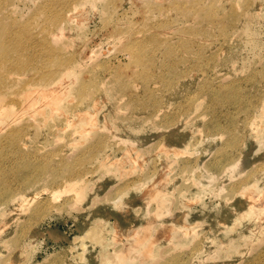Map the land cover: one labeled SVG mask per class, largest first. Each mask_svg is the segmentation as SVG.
I'll return each instance as SVG.
<instances>
[{"label": "rangeland", "instance_id": "obj_1", "mask_svg": "<svg viewBox=\"0 0 264 264\" xmlns=\"http://www.w3.org/2000/svg\"><path fill=\"white\" fill-rule=\"evenodd\" d=\"M112 1L1 0L3 17L33 29L26 52L41 72L49 49L37 40L46 35L66 45L72 58L64 66L70 73L61 82L68 86L59 106L53 100L42 105L45 92L33 83L17 99L31 92L36 109L15 101L0 111V264L11 257L15 264L263 261L264 180L250 220L239 217L250 207L237 186L264 168V80L254 77L264 73V0H206L211 9L238 10L244 19L226 37L218 29L213 36L186 33L199 21L182 8H193L197 0ZM56 2L65 13L75 8L71 19L63 17L62 34H45L39 12L47 3L51 13ZM145 4L154 6L146 16ZM144 19L146 29L140 27ZM153 36L174 45L179 64L174 72L159 64L140 66L137 71L149 78L131 77L129 46ZM186 42L189 50L182 48ZM200 50L218 63L206 75L193 60ZM41 72L10 74L21 82ZM122 73L131 93L119 84ZM89 79L97 91L90 90L92 102L78 108L73 91ZM226 84L239 91L240 100L213 106ZM146 88L152 94H144ZM168 89L177 94L167 97ZM142 93L159 104L146 112L133 109ZM9 100H0V108ZM237 127L243 133L231 152ZM17 131L20 140L7 156L5 144Z\"/></svg>", "mask_w": 264, "mask_h": 264}, {"label": "bare ground", "instance_id": "obj_2", "mask_svg": "<svg viewBox=\"0 0 264 264\" xmlns=\"http://www.w3.org/2000/svg\"><path fill=\"white\" fill-rule=\"evenodd\" d=\"M83 1L84 0H78V2H83ZM99 1H101V0H99ZM116 1L117 0H113L112 2L115 3ZM51 5L53 6V9H54L51 13L49 12V9H51V7H49L48 4L45 3L41 7V12H39V16H40V18L41 17L44 18V20H45L44 22L46 23V25H45L46 27H44L42 31L45 34H48V32H49L52 35V34H54V31H52L53 29H58V32H59V30H61V26L63 25V20H64L63 17H67V19H71L70 16L72 14H70V12L75 7H72L71 11H68L67 13H65L63 10L60 11V5H62L61 2L52 3ZM69 6H71V5H69ZM153 9H154L153 4L146 5V7L144 8V12H145L144 16L150 14L153 11ZM182 10L184 11V13L188 17L196 19V21L197 20L199 21L198 26H196L195 28H189L188 29V31L186 32V33H188V35L189 34H205L207 36H213L215 33V29H218V33L222 37H226L228 35L229 31L231 30L232 26H237L239 24L241 25L244 21V19H242V16H240V14L237 12L238 10L237 11L230 10L227 12H223V11L218 10V6H214V8L211 9L206 0H197V3L193 8L192 7L184 8V9L182 8ZM4 13H5V9L3 10L2 3L0 0V100H3L4 98L12 97V100H9L6 105H3V107L1 106L0 111L1 112L7 111L8 110L7 108H9V106L11 105L9 103L15 102V101H17L23 107L28 105L30 108H34L38 102H37V98H32L31 92L26 94L24 101H22L21 99H17L18 98L17 95H20V92L23 90L29 91L31 89V86L33 85V83H35V84L39 83V85L41 86L40 89H43L45 92L44 99L41 100L42 105L46 102L53 100L55 102V105L59 106V103L62 100V95H64V93L66 94V89L64 90V87L68 86V84H67V85L62 87L61 82H62V80L65 81L67 76L70 73V71H69L70 67L66 68L64 66L72 58V57H70V55L68 56L65 53L66 45H64V44H62V45L61 44L60 45L59 44H57V45L53 44L54 43L53 41L55 39L53 40V38H52V40H49L48 35H46L47 39L37 40V42H40L41 45H48V49H49V54H48L49 62H48V64H46L47 68H46V70H44V72H41L40 71L41 68L36 65L37 61H35L34 58L29 57L27 55V52H26L29 48L28 42H30L31 38H33V36H34L33 29L30 27L24 26L15 20H11L7 16L3 17ZM103 15H105V14H103ZM245 17H247V14L245 15ZM214 26H216V27H214ZM140 27L142 29H146L148 27V22L146 21V19H144L143 22L140 23ZM63 30L64 29H62V31ZM118 31H120V30H118ZM113 32L116 33V31H113ZM117 33H119V32H117ZM148 33H149V31H148ZM60 34H62V33H60ZM129 34H131V32ZM120 36H123V34ZM122 38H125V37H122ZM127 40H128V38H127ZM190 45H191L190 42H186L183 44L182 48L189 50ZM174 49L175 48H174L173 44H171L170 42L164 41L160 36H153V37L147 38V40H144V41L139 40L138 42L131 44L128 48V52H129L128 54L130 55L131 60H132V68L130 70L131 71L130 74L132 75L131 77H134L137 79H140V78L148 79L149 73H140L137 70L139 69L140 66L148 67L152 64H159L162 66V68H167V69L174 72V69L179 64V60L177 58H175V56H174L175 55ZM14 54L17 55L16 59L13 58V56H12ZM161 55H163V57L165 58V60L162 61V63H160V60L158 59ZM193 60H194V63L196 65H198V67L201 71V74H203V75H206V73L209 69L217 68V66H218V63L216 62V60H214V59L210 60L209 58H205L202 50L194 53ZM181 61H182V59H181ZM41 63L43 65L45 64L43 62V60L41 61ZM135 68H136V70H135ZM32 70L33 71H39L41 73L39 76L35 75L32 78H30L26 81H21V82L18 79H14L10 74V72L22 74V73H26L27 71H32ZM137 73H140V74L137 75ZM78 75H79V73H78ZM254 77H255V79H258L261 82L262 80H264V73L262 72L260 74H255ZM222 79H224V78H222ZM224 81H225V79H224ZM65 83H68V81ZM101 84H102V82H101ZM119 84L124 89L125 92H128V91H129V93L132 92V90H130L129 76L126 73H122L120 75ZM54 86H56V88ZM145 86L148 87V84H145ZM12 89H15V91H10ZM94 89H95V82L92 79H89L88 82L83 83L78 89H75L73 91L74 95L78 99V102H77L78 108L82 107L85 104H88L89 102H92L91 99L93 98L92 96H94V93L97 91L96 90L97 87L95 89L96 91H94ZM90 90L94 91V93L91 92ZM40 91H38V89L36 91L34 90L35 95H36V93L40 94L41 93ZM167 92H168L167 97H173L175 94H177L176 90H174V89H168ZM143 93L148 94L151 92H149L146 88L143 91ZM143 93H142V95L139 94V95L135 96L136 98L132 101V103H134V104L131 106V107H133V109H136V110L142 111V112H146V111H149L154 105L159 104V102H158L159 100L156 96H155L156 97L155 98L152 95L150 97V99H146L143 97L144 96ZM213 96H214V94H212V97ZM258 97H259V95L254 96L253 98L251 97V98L257 99ZM224 100L238 102L240 100L239 91H237L235 88H230V86H227V84H226L224 86V90L222 92H219L215 96V98L213 99V106H217V105L221 104V102ZM261 100H263V98H261ZM95 101L96 102H94V103H97L98 100H95ZM0 105H2V104H0ZM94 105H96V104H94ZM37 107H35V109ZM55 109H57V108H55ZM80 116H81V114H80ZM153 121H154V119H153ZM152 124H154V123H152ZM34 126H35V121H34ZM35 128H36V126H35ZM238 128L239 127H237L234 130V133L232 136L231 145L229 148V149H231L230 150L231 152L235 151L236 148L240 144V143H237V141H238L237 137L240 135V133H243V131L238 130ZM20 135H21V132L17 131L15 134H13L12 138L10 140H8V142H6L4 148L7 149V151H8L7 153H5L7 156L8 155L10 156L12 154L11 151L13 150V149L12 150L9 149V146H12L14 148V146L20 140ZM234 138H235V141H233ZM241 162H242V160H240V163ZM237 165H238V163L233 164L231 169L236 170L238 167ZM9 172H7V174ZM263 178H264V168L258 172H250L248 178L243 180V182H240L239 185L237 184L238 185L237 186L238 191L245 196V198H246L245 201H247V203L249 202V207H250L246 215H245V212H244V214H242L243 212L241 213L243 215V217H241V214H240V216H239L240 218H245V219H249V220L253 218L254 215H252V213H253L252 210L254 208H253L252 202H254V203H256V201L259 202V200L254 201L256 198H258L255 195L259 196V194H264L261 192L259 194H256L257 193L256 190L260 189L261 185H262V191L264 192V183L263 184L261 183V180H264ZM260 183H261V185H260ZM159 191H160V189H159ZM159 191H157V192H159ZM157 198L160 201L161 205L164 204V202H163L164 198L161 195H158ZM262 198H264V197H262ZM260 200H262V199H260ZM260 202H263V201H260ZM242 204H244V203H242ZM254 205L258 206L256 204H254ZM263 206H259V207L261 208ZM257 214L261 215L260 213H257ZM258 218H260V217H258ZM237 224H238V222H236V226L239 227V224L238 225ZM97 230H98V228H97ZM97 230L95 231V234H96ZM98 232H100V229L98 230ZM260 233H262V232L260 231ZM255 234H256V232H255ZM98 237H97V239L99 240L100 238H98ZM153 243H155L154 240L151 241V244H149V245H154ZM256 247H258V246H256ZM256 247H255V249H256ZM150 248H152V246ZM255 249L252 248L250 251L254 250V252H255ZM160 254H161V252H160ZM20 256H22V255L20 254ZM161 256H163V258L165 257L164 254L160 255L159 257H161ZM1 258H2V256H1ZM163 258H159V259H163ZM258 259L259 258H257V261H258ZM262 259H264V258H262ZM15 260L16 259L14 257H11L9 259V261H7L6 264H15L16 263ZM173 261H174V263L176 261L179 262V260H173ZM173 261L169 262L168 264H172ZM253 264H264V260L254 262Z\"/></svg>", "mask_w": 264, "mask_h": 264}]
</instances>
